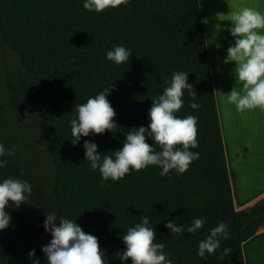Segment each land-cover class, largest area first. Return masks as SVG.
Instances as JSON below:
<instances>
[{
    "label": "trees",
    "instance_id": "trees-1",
    "mask_svg": "<svg viewBox=\"0 0 264 264\" xmlns=\"http://www.w3.org/2000/svg\"><path fill=\"white\" fill-rule=\"evenodd\" d=\"M0 35L18 58L7 69L0 57V141L15 146L0 176H19L33 189L19 209L6 208L11 221L0 230V264L36 258L47 264L41 246L51 239L43 227L48 211L76 218L98 237L107 264H121V236L141 215L151 218L174 264H246L243 244L264 225V198L244 209L234 205L199 0H129L100 13L86 11L82 0H0ZM117 44L131 49L127 63L105 59ZM180 70L189 72L201 103L198 110L189 108L185 92L177 113L197 117L198 147L191 150L199 158L179 176L171 171L161 177L151 165L101 187L99 171L84 161V140L106 155L122 147L128 129L147 127L163 78ZM107 87L117 128L72 145L74 105ZM200 216L206 222L195 234L176 236L164 226L169 219L188 224ZM219 221L229 225V238L200 258L198 242ZM225 247L231 251L221 260ZM31 249L35 256L29 258Z\"/></svg>",
    "mask_w": 264,
    "mask_h": 264
},
{
    "label": "clouds",
    "instance_id": "clouds-1",
    "mask_svg": "<svg viewBox=\"0 0 264 264\" xmlns=\"http://www.w3.org/2000/svg\"><path fill=\"white\" fill-rule=\"evenodd\" d=\"M83 8L89 12L100 13L106 9H115L126 5L129 0H82ZM225 20V19H220ZM230 25H217V30H226L233 42L226 49L223 63L235 62L233 69L235 85L226 97L237 112L259 108L264 111V13L254 7L241 6L233 10L228 19ZM213 40L215 37L212 38ZM219 48L221 45L216 44ZM132 55L131 49L121 44L114 45L106 51L105 59L115 65L127 63ZM188 73L183 70L173 71L171 78H163L162 91L152 98L148 109L147 127L133 126L125 132L122 147L111 155L98 152V145L92 140H84V157L91 171H99L101 187H108V180L119 181L130 171H139L154 165L159 168L161 177L175 171L177 176L183 174L192 161L199 158V152L192 151L198 147L197 117L194 115L179 116L177 113L184 105L185 92L188 107L198 110L201 103L193 85L188 83ZM109 87L89 96L86 102L76 103L70 123L71 143L76 145L81 137L90 134H103L106 130L117 128L113 120L114 108L107 99ZM146 137L152 143L146 142ZM156 146L159 150H156ZM15 146H6L0 141V169L8 166L9 157L14 156ZM32 185L19 176H0V230L7 228L11 216L6 208L14 204L17 209L27 202ZM11 202V203H10ZM148 215H141L138 222L128 227L121 239L125 248L118 251L121 264L131 258V264H174L175 258L165 252V244L156 239L155 228L150 224ZM206 217H192L188 224L174 223L167 220L164 226L171 234L183 236L195 234L203 228ZM44 230L51 235L41 250L47 264H107L105 251L100 247L98 237L82 230L76 218L58 216L55 211L45 213ZM229 225L219 221L208 230V234L198 242L197 256L206 259L221 249L222 241L229 238ZM155 241V242H154ZM230 248H223L219 259L223 260L230 253ZM29 258L35 256V249L28 252ZM32 264H40L39 258Z\"/></svg>",
    "mask_w": 264,
    "mask_h": 264
},
{
    "label": "crops",
    "instance_id": "crops-1",
    "mask_svg": "<svg viewBox=\"0 0 264 264\" xmlns=\"http://www.w3.org/2000/svg\"><path fill=\"white\" fill-rule=\"evenodd\" d=\"M199 3L234 205L238 210L244 209L264 198V111L257 108L241 113L227 103L232 87L239 90L233 74L235 62L223 63L233 38L226 30L218 31L217 25H230L231 21L226 19L241 6L254 7L264 13V0H199ZM217 43L221 47L217 48ZM243 253L246 264H264V225L244 242Z\"/></svg>",
    "mask_w": 264,
    "mask_h": 264
},
{
    "label": "rangeland",
    "instance_id": "rangeland-1",
    "mask_svg": "<svg viewBox=\"0 0 264 264\" xmlns=\"http://www.w3.org/2000/svg\"><path fill=\"white\" fill-rule=\"evenodd\" d=\"M0 57L5 68L9 69L18 63V58L14 50L2 39L0 35Z\"/></svg>",
    "mask_w": 264,
    "mask_h": 264
}]
</instances>
